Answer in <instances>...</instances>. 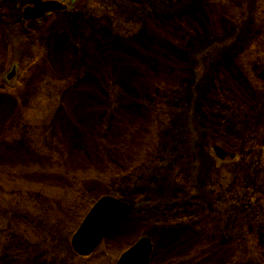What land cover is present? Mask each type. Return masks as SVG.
<instances>
[{
    "label": "rangeland",
    "instance_id": "374dc122",
    "mask_svg": "<svg viewBox=\"0 0 264 264\" xmlns=\"http://www.w3.org/2000/svg\"><path fill=\"white\" fill-rule=\"evenodd\" d=\"M43 1L0 0V264H264V0ZM107 196L134 211L79 258Z\"/></svg>",
    "mask_w": 264,
    "mask_h": 264
},
{
    "label": "water",
    "instance_id": "95a60500",
    "mask_svg": "<svg viewBox=\"0 0 264 264\" xmlns=\"http://www.w3.org/2000/svg\"><path fill=\"white\" fill-rule=\"evenodd\" d=\"M28 5L23 12L25 21H35L51 12L66 9L57 1L14 0ZM10 78V77H9ZM134 211L131 205L113 198H101L89 211L74 234L71 244L74 253L88 257L96 251L109 233ZM153 244L149 238H141L126 250L116 264H151Z\"/></svg>",
    "mask_w": 264,
    "mask_h": 264
},
{
    "label": "trees",
    "instance_id": "16d2710c",
    "mask_svg": "<svg viewBox=\"0 0 264 264\" xmlns=\"http://www.w3.org/2000/svg\"><path fill=\"white\" fill-rule=\"evenodd\" d=\"M255 42H257V40ZM258 42H261L263 44V42H264V33H263L262 39H260V41H258ZM262 56H264V54ZM260 59L264 60V58H260ZM263 64H264V62H263ZM250 78H251L252 84L255 85V86H257L258 89L260 88L259 89V92H260V90H262L264 88V82H262L260 79H257V76H255V75H252ZM255 260L257 262H260V263H263L264 262V258L262 256L259 257L258 259H255Z\"/></svg>",
    "mask_w": 264,
    "mask_h": 264
},
{
    "label": "flooded vegetation",
    "instance_id": "af4514ba",
    "mask_svg": "<svg viewBox=\"0 0 264 264\" xmlns=\"http://www.w3.org/2000/svg\"><path fill=\"white\" fill-rule=\"evenodd\" d=\"M14 2H15V1H14ZM20 3H22V2H20ZM22 4H23L24 6H26V7H27V5H26L25 3H22ZM24 9H25V8H24ZM24 9H23V10H24ZM22 13H23V12H22Z\"/></svg>",
    "mask_w": 264,
    "mask_h": 264
}]
</instances>
